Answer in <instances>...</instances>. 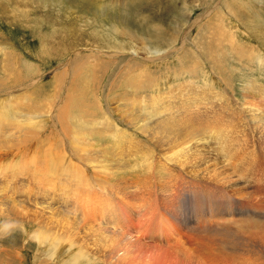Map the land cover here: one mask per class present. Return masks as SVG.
Returning <instances> with one entry per match:
<instances>
[{
  "label": "bare ground",
  "instance_id": "6f19581e",
  "mask_svg": "<svg viewBox=\"0 0 264 264\" xmlns=\"http://www.w3.org/2000/svg\"><path fill=\"white\" fill-rule=\"evenodd\" d=\"M146 48L152 53L144 42ZM190 79L170 89L169 101L161 99L168 95L161 91L124 103L139 104L144 114L112 108L117 104L112 98L107 113L116 118V125L98 109L83 112L78 107L73 112L82 107V92L77 93L71 105L61 108L54 128L86 163L72 151L67 157L57 151L59 141L49 136L41 145L45 154L28 160L25 145L32 134L18 141L11 129L7 137L16 150L15 163L1 173L0 204L8 205L2 193L8 191L10 170L8 194L19 196L20 203L10 199L8 216L24 230L32 229L29 240L38 247L35 258L43 259L39 264H264V87L251 81L241 88L244 105L239 109L226 95L214 94L219 101L215 105L208 83L206 96L203 91L193 95L196 83ZM136 83L138 88L147 84L145 79ZM174 93L181 95L173 101ZM27 126L17 127L18 133H28ZM130 127L147 139L145 150L142 141L133 142L138 137L127 130ZM106 130H113L114 150L108 145L102 151L85 149L98 134L106 139ZM97 151L101 155L92 157ZM148 151L159 160L150 159ZM258 157L260 161H254ZM128 158L135 163H129L134 171L119 179L122 159ZM253 166L261 171L253 173ZM190 182L206 190L198 188L193 199L195 187L184 194ZM204 199L216 201L203 207Z\"/></svg>",
  "mask_w": 264,
  "mask_h": 264
},
{
  "label": "rangeland",
  "instance_id": "374dc122",
  "mask_svg": "<svg viewBox=\"0 0 264 264\" xmlns=\"http://www.w3.org/2000/svg\"><path fill=\"white\" fill-rule=\"evenodd\" d=\"M124 34L138 40L130 42ZM144 42L153 54L144 49ZM119 44L123 51L116 48ZM136 48L143 50L137 55ZM143 79L147 84L138 88L136 82ZM187 79L196 83L193 95L207 90L208 83L214 89L209 92L230 97L227 100L239 109L244 105L241 90L246 84L252 81L263 89L264 0H0V177L7 165L15 163L16 150L9 147L7 137L13 128L18 141L32 134L25 145L28 160L45 154L41 145L46 136L59 141L60 147L54 146L57 151H64L66 157L72 151L80 160L81 154L75 148L71 150V143L54 128L61 108L71 105L80 92L82 107L77 106L73 112L98 109L116 125V118L107 113L112 98L117 103L112 108L144 114L139 104L124 103L162 92L168 95L161 99L168 100L170 89ZM206 93L203 91L204 96ZM179 95L172 94L173 101ZM214 98L217 105L219 101ZM86 112L85 116L89 115ZM26 125L28 133L19 134L17 127ZM127 130L138 137H133V142L142 141L145 150L147 139L134 128ZM112 131H102L110 144L98 134L93 138L98 142H90L85 149L102 151L108 145V150H114ZM66 134L72 141L70 132ZM99 151L92 157L94 153L101 155ZM148 154L150 159L159 160L153 158L156 154L152 151ZM122 160L119 179L134 171L129 166L132 159ZM260 171V166L252 167L253 173ZM6 174L8 191L2 193V201L8 205L0 204L6 207L0 212V264H39L43 259L35 258L38 247L29 240L32 229L24 230L9 219V205L20 201L19 196L8 194L12 187L10 170ZM35 174L40 175L37 171ZM191 187L196 188L193 199L199 195L198 188L206 190L190 182L184 186L188 189L185 195L190 194ZM227 199L234 202L231 197ZM213 202L204 199L202 205L208 207Z\"/></svg>",
  "mask_w": 264,
  "mask_h": 264
}]
</instances>
